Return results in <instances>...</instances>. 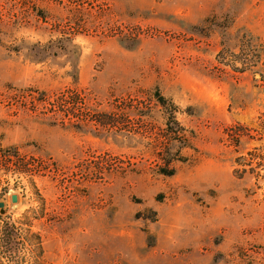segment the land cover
Instances as JSON below:
<instances>
[{"label":"rangeland","instance_id":"1","mask_svg":"<svg viewBox=\"0 0 264 264\" xmlns=\"http://www.w3.org/2000/svg\"><path fill=\"white\" fill-rule=\"evenodd\" d=\"M243 37L264 0H0V264H264Z\"/></svg>","mask_w":264,"mask_h":264},{"label":"trees","instance_id":"2","mask_svg":"<svg viewBox=\"0 0 264 264\" xmlns=\"http://www.w3.org/2000/svg\"><path fill=\"white\" fill-rule=\"evenodd\" d=\"M235 57L239 58L247 69L260 65L263 70L260 81L261 86H264V43L243 37L239 42ZM158 102L162 106L165 104L161 98L158 99ZM96 122L103 126L110 125L108 118L99 119ZM253 122L254 126L234 123L226 126L222 131L221 143L233 153L232 175L237 179H242L245 176L254 177L256 181L264 179V155L261 152V147H253L245 153L240 152L242 141L264 143V112H260ZM9 155L12 154L7 156Z\"/></svg>","mask_w":264,"mask_h":264},{"label":"water","instance_id":"3","mask_svg":"<svg viewBox=\"0 0 264 264\" xmlns=\"http://www.w3.org/2000/svg\"><path fill=\"white\" fill-rule=\"evenodd\" d=\"M11 200L14 201L15 200V197H11Z\"/></svg>","mask_w":264,"mask_h":264}]
</instances>
